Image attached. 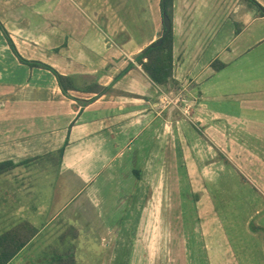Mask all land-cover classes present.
<instances>
[{"label": "crops", "instance_id": "0c3cea01", "mask_svg": "<svg viewBox=\"0 0 264 264\" xmlns=\"http://www.w3.org/2000/svg\"><path fill=\"white\" fill-rule=\"evenodd\" d=\"M162 2L0 0V22L24 59L81 87L111 88L68 97L52 72L22 64L0 30V254L23 246L9 264L85 262L83 232L101 223L112 235L128 219L123 195H141L142 168L161 159L162 129L171 130L167 166L180 159L191 176L194 161L218 163L217 190L207 169L203 189L180 196L201 217V262L264 264V13L249 0L170 1V85L184 88L192 120L166 121L165 90L137 60L165 36ZM232 181L236 190L222 189ZM145 246L138 237L133 264L146 263ZM186 264L199 263L187 256Z\"/></svg>", "mask_w": 264, "mask_h": 264}, {"label": "rangeland", "instance_id": "374dc122", "mask_svg": "<svg viewBox=\"0 0 264 264\" xmlns=\"http://www.w3.org/2000/svg\"><path fill=\"white\" fill-rule=\"evenodd\" d=\"M165 96L166 98H164ZM158 104L159 111L162 112V117L166 121L184 118L188 121L192 120L191 105L186 100L184 88H171L168 91H162ZM192 122L195 121L193 120ZM170 134L171 130L167 129H162L160 132V160L153 159L154 152L152 147H150L152 151H145L146 162H150L153 159L155 164L142 168L145 173V181L141 184L140 190L142 193L139 198L135 199L131 194L130 199L126 200L127 193L123 195L124 202L121 203V208L128 203V219H126L128 215H124L123 222L115 224L112 235L104 229L101 223L97 224L98 230H91L87 237L86 232H83V236L88 238L87 241L90 244L89 246H83L85 247L84 249L82 247L81 251H83V254H81L80 258L85 262L80 264H133L135 255L132 253V246L138 241V237H143L146 242L145 254L141 258V261H143L142 259L146 261L145 264H186L187 256L189 259H193L194 262L196 260L199 264H203L197 255L200 253L198 245L202 243V235L199 231L202 224L201 217L194 209L193 213H191L190 207H195V205L187 203L188 200L180 198V196L181 194L184 196V194L202 190L203 180L201 179V172L202 170L206 172L207 169L209 175L207 173L206 175L210 176V182L207 181L206 183H209L213 191L217 190L219 188L218 163L216 159L211 160L209 164H205L206 162L201 159H199L198 163L194 161L193 166L189 167L191 176L186 174L187 167L183 165L180 159L177 167L176 165L167 166L171 149L170 144L165 139ZM199 151L196 150L195 153L199 155ZM218 158L219 156L217 160ZM225 165H227L228 170H232L228 164ZM230 184V186L227 184L222 189L236 190L233 181ZM133 185L135 184H130V189ZM154 189L159 190L158 192L162 195L160 200V223L158 222L156 225L154 224V218L157 216L156 212L158 209L156 207L157 202L156 204L153 202ZM130 192L132 191L130 190ZM148 209V224L146 230L141 234V232H138V222ZM85 241L83 239L82 242L84 243ZM155 242L157 246L154 248ZM158 244L160 247H158ZM154 250L156 256L154 255ZM191 251H193V254H191Z\"/></svg>", "mask_w": 264, "mask_h": 264}, {"label": "trees", "instance_id": "16d2710c", "mask_svg": "<svg viewBox=\"0 0 264 264\" xmlns=\"http://www.w3.org/2000/svg\"><path fill=\"white\" fill-rule=\"evenodd\" d=\"M170 1L167 0L166 3L162 2V10L167 12V15L170 17L169 13V6ZM256 4L258 8L264 13V9L259 6L254 0H249ZM0 30L4 34L5 38L7 39L9 46L11 47L14 54L17 56L19 61L22 64L28 65L32 68H41L48 70L52 72L55 77L58 80L59 86L64 94H66L68 97H70V92H92L94 90H97L98 96L102 94H106L111 92V88L106 89H99L96 87V84H88L84 87H81L78 85V82L75 78L69 77V76H63L60 73H58L55 69H53L51 66L46 65L42 62L38 61H28L24 59L18 52L9 32L6 30V28L3 26V24L0 22ZM157 43L149 46L146 48L140 56L137 58L138 62L142 65L144 72L148 77L161 89L163 90H170L171 88H176L171 86V80L173 77V47H172V32L163 40V43L160 47H156ZM147 61H144V60ZM131 68V67H130ZM128 68L126 72L130 70ZM126 72H124L122 75H124ZM88 102H84V104H87ZM64 150L61 151V154H63ZM12 164L5 165L6 167L11 166ZM3 166H0V170ZM2 171H0L1 173ZM6 240H3L0 242L1 245L4 244ZM23 248L22 245H18L12 249L5 248V252L3 254H0V264H9V261L14 257V255L19 252ZM74 264V263H69Z\"/></svg>", "mask_w": 264, "mask_h": 264}, {"label": "water", "instance_id": "95a60500", "mask_svg": "<svg viewBox=\"0 0 264 264\" xmlns=\"http://www.w3.org/2000/svg\"><path fill=\"white\" fill-rule=\"evenodd\" d=\"M167 0H163L164 3H166ZM164 16V26H165V36L159 41L157 42V44L155 45L156 47H160L163 43V40L169 35L170 31H171V21L167 15V13L164 11L163 13Z\"/></svg>", "mask_w": 264, "mask_h": 264}, {"label": "built area", "instance_id": "2783aa9c", "mask_svg": "<svg viewBox=\"0 0 264 264\" xmlns=\"http://www.w3.org/2000/svg\"><path fill=\"white\" fill-rule=\"evenodd\" d=\"M164 98H166V96Z\"/></svg>", "mask_w": 264, "mask_h": 264}]
</instances>
